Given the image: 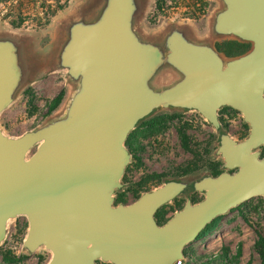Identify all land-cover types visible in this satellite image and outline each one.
Returning a JSON list of instances; mask_svg holds the SVG:
<instances>
[{
    "label": "water",
    "instance_id": "obj_1",
    "mask_svg": "<svg viewBox=\"0 0 264 264\" xmlns=\"http://www.w3.org/2000/svg\"><path fill=\"white\" fill-rule=\"evenodd\" d=\"M222 1L227 8L216 32L252 45L226 64L178 31L165 41L167 57L141 41L135 0H106L95 22L72 26L61 64L81 80V90L68 118L18 138L0 131V244L8 222L25 216V246H45L53 254L49 264H182L185 247L215 219L264 197V0ZM165 61L183 79L158 92L149 82ZM20 80L14 44L0 41V116ZM161 106L196 110L216 128L219 110L229 106L250 126L242 142L221 137L227 172L196 183L205 199L188 202L164 225L156 214L184 184L169 182L129 205L114 199L131 161L130 132Z\"/></svg>",
    "mask_w": 264,
    "mask_h": 264
},
{
    "label": "rangeland",
    "instance_id": "obj_2",
    "mask_svg": "<svg viewBox=\"0 0 264 264\" xmlns=\"http://www.w3.org/2000/svg\"><path fill=\"white\" fill-rule=\"evenodd\" d=\"M105 5L106 0H72L43 28L34 24L14 28L8 21L0 20V41L14 44L21 72L12 103L0 116V131L5 136L18 138L68 118L72 102L81 90V80L71 77L69 69L62 66V52L70 40L72 26L95 22L88 17L95 9L100 10V16ZM135 5V33L143 42L150 40L147 36L160 33V38L153 40L162 41L153 44L165 57L169 54L165 41L174 31L194 44L213 48L225 64L240 57L235 54L242 48L234 43L247 44L216 32V19L227 8L222 0H135ZM182 79L183 75L165 61L149 85L162 92ZM61 92L65 93L61 105L49 114L53 100ZM163 117L166 120H161V125L143 135L147 132L145 123ZM218 118L220 127L216 128L196 110L161 106L140 120L125 144L131 161L114 194L115 205L132 204L169 182L185 185L178 198L183 204L190 196L201 200L204 196L195 189L196 183L212 177L216 164L221 166V173L227 172L219 154L221 137L229 135L242 142L250 134V126L239 111L222 107ZM181 131L187 135L189 150L183 148ZM127 143L132 144V149ZM259 151L264 159V147ZM193 191L196 192L192 194ZM176 206L174 200L164 205L158 211L157 222L166 224L174 216ZM221 217L216 231L185 247L182 264H261L256 230L264 235V197H255ZM29 228L25 216L8 222L6 237L0 244V264H49L53 254L45 246L34 252L26 248ZM96 264L111 263L98 260Z\"/></svg>",
    "mask_w": 264,
    "mask_h": 264
},
{
    "label": "trees",
    "instance_id": "obj_3",
    "mask_svg": "<svg viewBox=\"0 0 264 264\" xmlns=\"http://www.w3.org/2000/svg\"><path fill=\"white\" fill-rule=\"evenodd\" d=\"M71 1L72 0H0V7H2V10H4H0V20L8 21L14 28H22L28 24H34L39 28H43L48 26L51 23V20L55 18L59 12L63 11ZM234 45L242 48L235 54L236 56H242L248 53L252 48V45L249 43H234ZM64 95L65 93L61 92L53 100L49 108V114H52L61 105ZM174 118H176V116L170 117V119ZM161 120L166 119L163 117L159 118L158 120L145 123L147 132H144L143 135L149 134L148 132H151L154 128L161 125L163 122ZM180 137L183 142V148L185 150H189L186 133L181 131ZM127 144L132 149V144ZM212 173L215 177L222 174L221 166L219 164L214 165L212 167ZM157 217L158 213L156 215V218ZM221 219L222 217H218L210 225H208L201 237L216 231ZM256 233L258 236L256 241V251L261 259V264H264V235L258 230H256ZM240 254L241 253L239 252V256Z\"/></svg>",
    "mask_w": 264,
    "mask_h": 264
},
{
    "label": "flooded vegetation",
    "instance_id": "obj_4",
    "mask_svg": "<svg viewBox=\"0 0 264 264\" xmlns=\"http://www.w3.org/2000/svg\"><path fill=\"white\" fill-rule=\"evenodd\" d=\"M223 108H231V107H229V106H225V107H223ZM231 109H233V108H231ZM233 110H235V109H233ZM212 177H215V176H212ZM195 192H196V191H193L192 194H194ZM201 194L204 196L201 200L194 199V197L190 196V197L186 200V203H185V204H183L182 201L178 199L179 196H177V197L174 199L175 203H177L176 210H175V212H174V216H175V214H176L177 212L182 211V210L184 209V207L187 205L188 202H191L192 204H197V203L203 201V200L205 199V196H206V195H205L204 192H201ZM176 200H177V201H176ZM160 209H161V208H160ZM157 213H158V212H157ZM156 215H157V214H156ZM174 216H173V217H174ZM173 217H171V218H173ZM203 232H204V231H203ZM203 232H202L201 234H199V236L197 237V239H196L195 241H197V240H199L200 238H202L201 236H202Z\"/></svg>",
    "mask_w": 264,
    "mask_h": 264
},
{
    "label": "crops",
    "instance_id": "obj_5",
    "mask_svg": "<svg viewBox=\"0 0 264 264\" xmlns=\"http://www.w3.org/2000/svg\"><path fill=\"white\" fill-rule=\"evenodd\" d=\"M99 12H100V10H97V11H96V9H95V10L93 11V13L88 17V20H90V21H95V20H97L98 17H99ZM160 36H161L160 33H159L158 35H156L155 37L147 36L148 39L150 38V40H147V42H150V43H159V42H161L162 40H158V42H155V41L153 40V38H160Z\"/></svg>",
    "mask_w": 264,
    "mask_h": 264
}]
</instances>
